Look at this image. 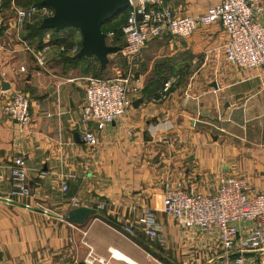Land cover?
Returning <instances> with one entry per match:
<instances>
[{
    "label": "crops",
    "instance_id": "0c3cea01",
    "mask_svg": "<svg viewBox=\"0 0 264 264\" xmlns=\"http://www.w3.org/2000/svg\"><path fill=\"white\" fill-rule=\"evenodd\" d=\"M218 1L163 0V5L179 16H199ZM12 3L0 9V264H84L89 248L105 260L108 249L118 250L135 264L216 262L220 250L214 242L196 230H178L162 213L161 186L165 181L189 180L206 194L221 178H247L251 187H260L264 76L226 62L222 55L226 36L219 24L200 28L185 39L154 40L136 61L132 107L123 119L97 131L92 123H80V104L88 63L98 66V61L60 54L53 47L46 66L38 68L26 50L32 42L23 35L26 25L41 20L35 18L17 32ZM260 20L264 25V17ZM55 39L64 43L51 37L54 45L71 46L67 34ZM163 49L170 55L153 63V55ZM165 60L173 67L167 80L175 76L178 80L167 99L160 100L161 84L152 82L155 66ZM1 80L9 90H1ZM17 86L28 93L30 103V122L22 127L2 110L5 97ZM85 130L95 132L100 141L93 162L74 138ZM17 155L26 158L34 193L30 199L11 196L8 166ZM61 174L74 177L66 181V196L78 199L76 207L66 204L60 193ZM101 202L104 210L83 225L63 220L74 208L96 210ZM144 206L156 211L165 238L162 246L137 229L130 237L120 232Z\"/></svg>",
    "mask_w": 264,
    "mask_h": 264
},
{
    "label": "built area",
    "instance_id": "2783aa9c",
    "mask_svg": "<svg viewBox=\"0 0 264 264\" xmlns=\"http://www.w3.org/2000/svg\"><path fill=\"white\" fill-rule=\"evenodd\" d=\"M11 5L17 32L22 31L35 18L42 21L53 15V10L46 6L31 5L21 8L13 3ZM261 17H264V0H219L204 15L199 16H179L164 6L163 0H130L125 22L118 34L114 31L104 33L106 46L121 48L114 55L119 54L126 61L127 70L122 77L91 76L85 80L80 104V123H92L97 131H102L107 125L126 116L132 107L130 92L134 90L133 84L138 81L135 62L149 42L164 38L185 39L196 30L212 24H219L226 36L222 47L226 62L242 71L258 70L264 76V25ZM74 32L77 36L71 40L69 48L51 44V36L46 34L40 49L26 47V50L35 65L43 69L53 47L60 54L70 57L77 55L81 48V36L78 31ZM20 72H25V68L21 67ZM177 80L178 77L175 76L163 83L160 100L167 99ZM5 98L2 106L4 115L20 127L29 124L28 93L17 86ZM79 139L93 162L100 144L97 134L85 130L79 134ZM86 167L89 168L90 164ZM8 169L12 185L11 196L19 199L32 198L34 193L28 183L25 156H15ZM68 179L74 177L61 174L60 193L66 204L76 207L78 199L66 196ZM161 197L162 213L173 221L178 230H196L206 236L208 242H214L219 247V259L213 264L260 262L258 257L264 254V177L259 188L251 187L247 178H221L215 190L206 194L199 192L189 180L165 181L161 186ZM104 208L103 202L98 203L96 211L101 212ZM63 220L67 222L66 218ZM135 229L151 242L161 246L165 244L156 211L150 207H142L135 221L121 226L120 232L125 237H130L134 235ZM108 254V260H105L95 256L89 248L83 263L109 264L110 260L122 261L117 256L121 254L118 250L108 249Z\"/></svg>",
    "mask_w": 264,
    "mask_h": 264
},
{
    "label": "water",
    "instance_id": "95a60500",
    "mask_svg": "<svg viewBox=\"0 0 264 264\" xmlns=\"http://www.w3.org/2000/svg\"><path fill=\"white\" fill-rule=\"evenodd\" d=\"M42 6L53 10V15L44 18L39 29L54 30L75 29L81 36V48L75 58L94 57L101 71L109 62L108 57L118 53L120 47L105 45V34L101 27L130 6V0H42ZM215 87V84L212 85ZM1 90H9V85L1 80ZM75 141L80 143L79 134ZM97 211L92 208L79 207L67 213L66 221L73 225H83L89 218H95Z\"/></svg>",
    "mask_w": 264,
    "mask_h": 264
},
{
    "label": "trees",
    "instance_id": "16d2710c",
    "mask_svg": "<svg viewBox=\"0 0 264 264\" xmlns=\"http://www.w3.org/2000/svg\"><path fill=\"white\" fill-rule=\"evenodd\" d=\"M7 3L10 4V0ZM14 5L21 7V8H27L31 5L35 6H42L41 2L42 0H13ZM127 15V9L121 12L119 15H117L115 18L110 20L109 22L105 23L102 27L101 30L103 33H106L108 31H114L118 34L120 27L123 25L125 22ZM39 23L33 24V25H26L25 26V33L26 36H24V40L26 41H32V40H37L38 43L36 45V49H40L43 45L44 37L47 33H50L51 37L58 43H64V40L59 41L60 39H55V38H60L62 35H69V32L74 31L73 29H65L63 31L55 32L54 30H41L39 29ZM3 29H0V36L2 35ZM51 44H54L52 41H50ZM75 60V58H74ZM172 64L170 60H165L162 63H159L157 66H155V80L152 82L153 85H156L159 87L161 84V87L163 83L169 78V75L172 73ZM99 72L101 73L102 71L100 70L99 67ZM97 77V76H94ZM160 87V88H161Z\"/></svg>",
    "mask_w": 264,
    "mask_h": 264
},
{
    "label": "rangeland",
    "instance_id": "374dc122",
    "mask_svg": "<svg viewBox=\"0 0 264 264\" xmlns=\"http://www.w3.org/2000/svg\"><path fill=\"white\" fill-rule=\"evenodd\" d=\"M7 2L8 1H6V0H0V9L1 8H3V9L8 8L9 7V4ZM0 29H2V27H0ZM73 30L74 31H77L75 29H73ZM74 31H72V33H69V37L71 38V40L77 36ZM23 36H26V33ZM23 39H24V37H23ZM30 42H32L31 44H32L33 47H36V45L38 43V41L35 40V39L32 40V41H30ZM163 50H165V51H158V50L156 51L155 55H153V60H154L153 63H157L158 62V58L161 55H166V56H169L170 55L169 54L170 51L168 49H163ZM108 60H109V62L107 64L106 69L104 71H102L101 73L99 72V65L97 66L92 61H89L88 68L86 69V71H85L84 74L87 77H91V76H93V77L94 76H97V77H102V78H117V77H122L123 74L126 72L127 67H128L126 61L119 54H117V55H110L108 57ZM136 63L137 62H135V65H136ZM135 71H136V69H135ZM248 256H251V255H248ZM259 263L260 264H264V257L262 258V260H260V262L258 261L256 264H259Z\"/></svg>",
    "mask_w": 264,
    "mask_h": 264
},
{
    "label": "bare ground",
    "instance_id": "6f19581e",
    "mask_svg": "<svg viewBox=\"0 0 264 264\" xmlns=\"http://www.w3.org/2000/svg\"><path fill=\"white\" fill-rule=\"evenodd\" d=\"M117 256H118V258H119L120 260H122V261H127L128 263H131V264H132V262H130L128 259H126L123 255L118 254Z\"/></svg>",
    "mask_w": 264,
    "mask_h": 264
}]
</instances>
